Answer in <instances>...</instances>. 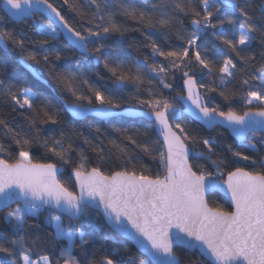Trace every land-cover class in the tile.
I'll return each instance as SVG.
<instances>
[{"label":"snow or ice","instance_id":"1","mask_svg":"<svg viewBox=\"0 0 264 264\" xmlns=\"http://www.w3.org/2000/svg\"><path fill=\"white\" fill-rule=\"evenodd\" d=\"M0 3L8 18L31 20L30 27L43 37L33 40L23 30L8 28L0 15V48L16 50L18 62L50 90L3 78L8 69L0 62V212L12 228L11 236L0 233V264H128L119 258L120 249L97 246V231L114 244L133 241L146 257L139 264H264V0L215 5L209 0H60V7L51 0ZM58 39L79 52L76 70L60 63L63 51L45 47ZM125 39L127 48L139 52L143 47L150 54L129 59ZM34 64L47 68L54 87ZM99 65L104 71L93 72ZM176 73L186 94L172 95ZM205 77L212 78L211 84L202 82ZM238 101L247 106L243 114L234 107ZM123 105L129 106L125 112L115 111ZM63 112L101 119L130 114L147 122L143 130L117 129L132 151L115 139H108L106 151L107 134L98 123L91 125L97 143L63 121ZM185 115L209 130L226 126L247 152L190 134ZM251 133L260 139L244 143ZM153 135L162 137L157 140L161 148L153 145ZM34 149L42 150L48 162L33 163ZM13 156L14 163L5 158ZM143 157L157 163L163 178L159 172L154 179L137 176L138 165L142 172L147 169ZM116 160L122 170L105 174V166ZM201 160L205 163H195ZM241 162L243 167L224 178L225 169ZM68 168L75 190L60 179ZM222 186L233 211L209 206L206 193ZM45 211L43 227L52 229L47 237L39 222ZM98 217L104 225H97ZM53 241L58 254L38 251ZM124 251L136 264L126 246Z\"/></svg>","mask_w":264,"mask_h":264},{"label":"trees","instance_id":"2","mask_svg":"<svg viewBox=\"0 0 264 264\" xmlns=\"http://www.w3.org/2000/svg\"><path fill=\"white\" fill-rule=\"evenodd\" d=\"M52 3L56 4L57 7H60V0H51ZM210 4H219L221 3V0H209ZM66 14L68 16H73V14L71 12H66ZM0 15H5L3 13V11L0 8ZM185 25H189L190 24V20L189 19H185ZM4 23L6 24V26L10 29H13L17 32L23 30L27 36L31 37L33 40H41L43 39L42 36L39 35V33L36 31L35 28L30 27L31 25V21L28 20L27 22H20V23H16L13 20H11L10 18H8L5 15V21ZM154 38L160 40V37L158 34L154 33ZM129 36L137 41H143V37H141L138 33H130ZM123 44V48L124 51H126L128 53V58L132 59L135 58L137 55H149L150 54V49H146L141 47L139 52H137L135 49H129L127 48V44H128V40L125 39L122 42ZM181 44V42L179 41H173V45L176 47H179ZM47 49H51L53 51L55 50H61L65 53V58L60 62L61 64H64L65 66L71 68L72 70H76V65L74 63L75 59L79 56V53L72 49L69 44L64 40V39H58L56 41H51L48 45L45 46ZM257 48L259 47L258 45L256 46ZM30 48L32 49H37L38 46L37 45H30ZM111 51V50H109ZM158 59H162V58H158ZM19 60V53L16 50H11V51H7L5 52L2 48H0V62H4L7 65V72L4 74L3 78H6L8 80H11L13 82H20L23 84H26L28 86L33 87V90L36 91H42V92H48L50 91L47 87L46 84L44 83H40L38 82L27 70H25L21 64L18 62ZM86 64L91 63V57H89V60L85 62ZM33 68L42 74L43 80L47 81V84H52L54 87L53 82L51 81V78L48 76L47 73V68H45L43 66V64H34ZM95 71H100L103 72V66L99 65V66H94L93 68V72ZM176 91L172 93V95H176V94H184L183 92V88H182V83L183 80L181 78V74L180 73H176ZM93 79H95L94 75L92 76ZM198 79V86L199 83L201 82L199 77ZM211 79L209 77H205L203 79V83L205 84H211ZM171 82V80H170ZM256 83V82H253ZM111 86V85H110ZM200 89V88H199ZM129 90L131 91V87H129ZM114 91H117L116 89H114ZM200 91L203 93L205 90L204 89H200ZM165 94H168V90H165ZM126 95V93H125ZM214 100L215 103H220L222 106L224 105V102L222 100L221 97H219L216 94H210ZM53 99V103L56 104L58 107L61 106V101L58 100V98L56 96L52 97ZM205 99L207 100L208 97L206 96ZM129 107L128 105H123L121 107V109ZM234 107L236 109V111L238 112V114H243V112L246 110L247 106L244 105L242 102H236L234 104ZM62 120L68 122L69 124L73 125L74 127H76L77 129H83L85 131V134L89 136L90 139H94V142H99L97 139H95V134L92 132L91 129V125H93L94 123H98L100 125V127L105 131V133L107 134V136L104 138V142H105V150L107 151L109 148H111V145L108 144V139H115L117 140L118 143L121 144V147H129V150L132 151L134 149V146H130L129 142L124 139V137L120 136V134L117 132V129H122V128H128V129H132V128H141L142 129V124L146 123L147 121L144 119H127L124 117H115V118H111L108 120H99L93 117H87L83 120H75L73 119L68 112H63L62 113ZM183 124L186 126L187 130L189 131L190 134H198L204 138L207 137H214L215 141L221 145V147H223L226 144H231L233 146L234 149H236L237 151H242V152H247V150L241 146V143L236 142L229 134L228 131L224 130L221 127H217L211 131L206 130L202 125H200L199 123L193 121L192 119H190L189 117H187L185 115L184 120H183ZM159 139V137L157 135H153L152 136V143L155 147L157 148H161L162 144H158L157 140ZM260 139L259 134H251L247 140L244 143H250V142H254V141H258ZM160 140V139H159ZM85 149L87 150V146H84ZM135 152H139L138 149H135ZM88 154L95 159V155L93 153H91L90 151H88ZM223 155H228L227 153H222ZM251 154V153H248ZM262 155H264V152H261ZM7 159H10V162H15V156L9 158V157H5ZM48 162V158L45 156V154L43 153L42 150H38V149H34L33 150V163L36 164H41V163H47ZM145 165H147V169L145 171H141L139 168V165L137 167V171L136 174L137 176L141 175V174H145V175H150L151 178H155L156 173L159 172L161 175V178H163V171H161V169L157 166V163L153 160H151L149 157H143V161H142ZM192 162V161H190ZM121 162L119 160L114 161V163H112L111 165H106L105 166V174H110L111 171H120L122 170L121 167H119L118 165ZM195 163H205V161L201 160V161H196ZM244 163L241 162L239 164H231L227 169H225V177L226 178V173L229 170H234L235 167H243ZM207 170H214L211 165H206ZM249 170H253V169H249ZM71 172V169L68 168L65 170V172L63 173V175L60 177V179L65 182L70 188H72L73 190H75L74 188V182L73 180L70 178L69 173ZM209 200V206L210 207H217V206H222L225 209H228L229 211H232V207L231 205L225 200V198L223 196H221L218 193H214L212 195H210L208 197ZM91 211V210H90ZM48 213L45 211L41 214L39 222L42 225V231L41 234L45 237L48 236V234L52 231L51 228H45L43 227L44 224V216H46ZM95 215V213H94ZM3 216H4V212L0 213V233H2L5 237L7 236H11L12 235V228L5 224L3 222ZM67 219V218H65ZM31 222V221H30ZM97 225H104V220L102 217H98L97 221H96ZM85 230H88V226L87 224L84 225ZM95 239H96V243L97 246L103 244L105 246V248L109 251L112 252L113 249H120L119 252V258L125 259L126 261H128V264H133L132 260L129 259V255L124 251V247L126 246L127 249L129 250L131 256L136 257V264H139L140 260H145L146 257L142 254H140L134 247L132 244H130L128 241H126L125 239L123 240V243H113L112 241H104L103 240V232L102 231H97L95 233ZM120 237H117V240H120ZM57 248L58 246L56 245L55 241H53L51 244H48L46 247L44 248H40L38 249V251L43 254L45 251H47L48 253H57ZM78 251V250H77ZM178 253L181 251L180 249H177ZM58 254V253H57ZM185 255H187V253H185ZM35 258V256L33 257ZM208 264H210L208 262Z\"/></svg>","mask_w":264,"mask_h":264},{"label":"water","instance_id":"3","mask_svg":"<svg viewBox=\"0 0 264 264\" xmlns=\"http://www.w3.org/2000/svg\"><path fill=\"white\" fill-rule=\"evenodd\" d=\"M1 10L3 11V13L6 15V13H5V10H4V8H3V5L1 4ZM7 16V15H6ZM11 19V18H10ZM11 20H13V19H11ZM14 22H16V23H20L21 21H19V20H13ZM31 21V20H30ZM66 41V40H65ZM67 42V41H66ZM68 43V42H67ZM78 52V51H77ZM79 53V52H78ZM21 64V66L25 69V70H27L25 67H24V65L22 64V63H20ZM28 71V70H27ZM32 76H33V74H32V72H30V71H28ZM34 77V76H33ZM35 78V77H34ZM36 79V78H35ZM37 80V79H36ZM38 82H40V83H42L41 81H39V80H37ZM183 84V83H182ZM183 88V87H182ZM197 88H198V90L200 91V89H199V86L197 85ZM183 92H184V94H186V92H185V89L183 88ZM201 92V91H200ZM202 93V92H201ZM129 107H126V108H123V109H117V110H115V111H117V112H125V110L126 109H128ZM71 117H72V115H71V113H68ZM187 117H189L190 119H192L193 121H195V122H197V123H199L200 125H202L206 130H208V131H211V130H209L208 128H207V126L206 125H204L203 124V122L202 121H199V120H196L195 118H193V117H190V116H188V115H186ZM87 117H93V118H96V119H99V120H108V119H111V118H115V117H111V118H108V119H101V118H97V117H94V116H92V115H88V116H86V117H82V118H73V119H75V120H83V119H85V118H87ZM116 117H124V118H127V119H143V118H141V117H139V116H136V115H130V114H125V115H122V116H116ZM221 128H223L224 130H226V131H228L229 132V134H230V136L236 141V142H238V143H241V141L239 140V138H237L236 136H234V134L231 132V130L230 129H228L226 126H224V127H221ZM213 130V129H212ZM251 134H258V133H251ZM250 134V135H251ZM249 135V136H250ZM158 136V135H157ZM248 136V137H249ZM159 137V139H160V141H162V137H160V136H158ZM245 142V141H244ZM214 193H218V194H220L221 196H223L224 198H225V200L231 205V207H232V211L234 210V206L232 205V203H231V199H230V193H228L226 190H225V188L222 186L220 189H218L217 191H215V192H213V193H211V194H207L206 193V198L208 199V197L210 196V195H212V194H214ZM12 207H15V205H12ZM1 213V212H0ZM103 218V217H102ZM104 220V219H103ZM126 241H128L130 244H132L133 245V247L140 253V254H142V255H144L143 254V252L137 247V245L133 242V241H131V240H128V239H125ZM210 264H211V261H208Z\"/></svg>","mask_w":264,"mask_h":264},{"label":"rangeland","instance_id":"4","mask_svg":"<svg viewBox=\"0 0 264 264\" xmlns=\"http://www.w3.org/2000/svg\"><path fill=\"white\" fill-rule=\"evenodd\" d=\"M1 4H2V3H0V8H1Z\"/></svg>","mask_w":264,"mask_h":264},{"label":"flooded vegetation","instance_id":"5","mask_svg":"<svg viewBox=\"0 0 264 264\" xmlns=\"http://www.w3.org/2000/svg\"><path fill=\"white\" fill-rule=\"evenodd\" d=\"M38 19V18H37Z\"/></svg>","mask_w":264,"mask_h":264}]
</instances>
